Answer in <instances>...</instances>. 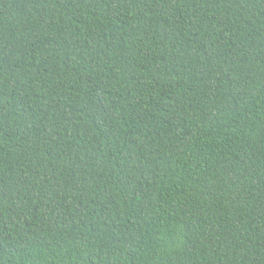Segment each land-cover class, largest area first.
<instances>
[{
  "label": "trees",
  "instance_id": "1",
  "mask_svg": "<svg viewBox=\"0 0 264 264\" xmlns=\"http://www.w3.org/2000/svg\"><path fill=\"white\" fill-rule=\"evenodd\" d=\"M0 264H264V0H0Z\"/></svg>",
  "mask_w": 264,
  "mask_h": 264
}]
</instances>
